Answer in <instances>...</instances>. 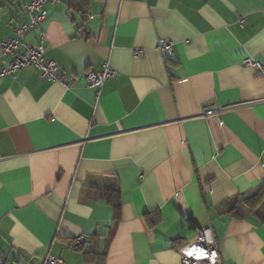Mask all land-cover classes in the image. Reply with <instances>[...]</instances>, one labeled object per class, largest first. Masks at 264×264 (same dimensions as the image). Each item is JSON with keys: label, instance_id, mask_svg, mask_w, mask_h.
<instances>
[{"label": "crops", "instance_id": "crops-1", "mask_svg": "<svg viewBox=\"0 0 264 264\" xmlns=\"http://www.w3.org/2000/svg\"><path fill=\"white\" fill-rule=\"evenodd\" d=\"M27 2L0 0V39L29 21ZM44 8L24 39L44 47L68 87L32 65L0 78V256L181 264V249L210 227L216 264H264V218L222 206L264 180V76L242 64L248 56L264 64V0ZM159 39L171 41L169 59ZM104 61L117 74L96 98L83 72ZM115 182L113 227L102 190ZM78 235L86 244L73 249Z\"/></svg>", "mask_w": 264, "mask_h": 264}, {"label": "built area", "instance_id": "built-area-1", "mask_svg": "<svg viewBox=\"0 0 264 264\" xmlns=\"http://www.w3.org/2000/svg\"><path fill=\"white\" fill-rule=\"evenodd\" d=\"M53 0H28L22 6V10L28 15L29 21L17 25L14 29V35L8 39H0V78L5 75H14L16 71L32 65L40 72L41 78L52 81H61L65 87L68 85L63 81V74L58 64L43 56L44 47L40 43H27L24 39L27 32L35 25L41 23L46 18V9L44 4ZM58 1V0H54ZM243 17L238 19V23L242 25ZM157 48L161 50L165 58L172 56V43L169 40L159 39ZM134 54H142L141 49H134ZM6 61V62H4ZM244 66L253 68L258 74L264 76V64L253 57H245L242 60ZM117 72L104 61L98 70L87 69L83 72L84 78L90 87L95 90L96 98H98L104 82L114 77ZM215 111L206 110L205 114L211 115ZM86 237L83 235L76 236L72 241L73 249H81L86 244ZM195 249L202 253L197 257L196 251L188 254L189 250ZM219 257L217 242L213 236L210 227L203 228L194 238L180 251L181 264H216ZM0 264H9L0 256ZM41 264H65L63 260L52 254H48Z\"/></svg>", "mask_w": 264, "mask_h": 264}, {"label": "trees", "instance_id": "trees-1", "mask_svg": "<svg viewBox=\"0 0 264 264\" xmlns=\"http://www.w3.org/2000/svg\"><path fill=\"white\" fill-rule=\"evenodd\" d=\"M89 0H77V4L83 11L88 8ZM102 196L113 208V227L120 217L121 202L117 182L106 186L102 190ZM224 211L236 218H244L249 214H255L259 219L264 218V180L259 182L251 190L236 193L226 199L223 204Z\"/></svg>", "mask_w": 264, "mask_h": 264}, {"label": "clouds", "instance_id": "clouds-1", "mask_svg": "<svg viewBox=\"0 0 264 264\" xmlns=\"http://www.w3.org/2000/svg\"><path fill=\"white\" fill-rule=\"evenodd\" d=\"M192 251H196V250H195V249H193V250H189L188 254H191ZM196 255H197V257H200V256L202 255V253L199 252V251H196Z\"/></svg>", "mask_w": 264, "mask_h": 264}]
</instances>
